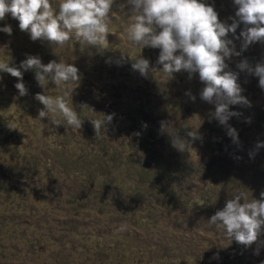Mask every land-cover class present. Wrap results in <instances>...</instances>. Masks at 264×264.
Wrapping results in <instances>:
<instances>
[{
  "label": "rangeland",
  "instance_id": "obj_1",
  "mask_svg": "<svg viewBox=\"0 0 264 264\" xmlns=\"http://www.w3.org/2000/svg\"><path fill=\"white\" fill-rule=\"evenodd\" d=\"M59 2L52 0L57 11ZM205 2L214 4L222 21L235 15L233 0ZM120 3L124 0H117ZM131 23V16L114 7L108 27L115 34L109 33L108 41L99 50L81 46L75 40L64 46L32 41L10 14L0 21V27L10 25L13 30L10 36L0 32V62L19 67L27 55H36L44 64L52 60L74 64L81 79L78 85L66 84L64 89H74L71 98L66 100L70 107H78L75 110L79 116L80 105L90 102L96 111L91 118L99 119L107 113L122 116L125 119L122 123L134 130L150 123L153 128L150 137L157 143V150L136 153L134 160L119 143L82 142L89 128L83 119L81 129H73L81 145L58 140L59 145L51 149L40 138L36 143H28L33 151L51 159L49 170L41 174H21L7 167L6 154L0 153V264H142L144 257L185 256L189 251L203 250L217 263L261 264L264 261V247L256 256L253 254L256 244L245 249L235 241L230 243L208 223L234 194L244 192L251 200L259 199L260 192L264 191V148L254 158L249 156L261 140L258 133L264 125V90L259 87L258 77L246 72L239 74V83L244 88L242 94L252 106H230L232 111L242 114L240 122L232 126L238 131L240 145L233 144L218 121L209 122V113L215 106L200 98L204 85L198 73L191 80L184 71L169 79L157 63L159 49H141L128 40L127 29ZM242 27L237 29V36ZM228 38L234 40L239 51L242 40H236L231 33ZM122 53L129 59L118 65L116 61ZM138 55L150 61L153 72L147 78L132 70L130 58ZM245 58L253 65L264 61V44L255 43L241 56L226 62L231 70L239 72L236 64ZM23 81L28 94L19 96L14 86L17 78L0 72V112L5 118L23 113L21 128L33 130L37 137L45 133L58 138L56 129L59 128L52 126L47 117L38 118L44 106L34 97L37 93L56 97L63 95L62 89L51 82L41 88L33 70L23 72ZM186 92H191L196 100L193 102ZM110 96L115 98L112 103L108 102ZM255 116L259 124L252 123ZM248 118L251 123L246 122ZM162 121L170 122L181 137L189 140L187 132L200 125L202 139L191 143L187 149L190 155L173 147L169 135L160 132ZM64 128L63 125L61 129ZM140 161H147L148 170L140 168ZM8 163L15 164L12 160ZM188 170L192 176L186 173ZM153 176L162 184L161 190L152 184ZM31 186L34 189L28 195ZM201 192L210 199L204 211L184 204L185 199L196 198ZM39 197L48 203V208L39 204ZM136 217L148 219L150 225L135 221ZM122 225L126 230L118 231ZM41 230L58 235L50 241H36ZM101 237L112 240L103 238L105 243L100 244L96 240ZM260 239L264 240V235ZM69 242L83 249L79 253L68 252L64 246ZM125 242L131 243L136 252L126 249L115 252L111 248ZM154 245L158 247L157 253L151 257L146 250ZM141 248L146 253L143 256ZM217 254L218 259H214Z\"/></svg>",
  "mask_w": 264,
  "mask_h": 264
},
{
  "label": "clouds",
  "instance_id": "obj_2",
  "mask_svg": "<svg viewBox=\"0 0 264 264\" xmlns=\"http://www.w3.org/2000/svg\"><path fill=\"white\" fill-rule=\"evenodd\" d=\"M233 3L235 15L222 21L214 4L206 3L205 0H124L120 4H117V0H60L58 11L53 7L52 0H0V21L10 14L19 22V29L27 32L32 41L41 40L52 46H64L70 40H75L81 46L100 50L108 41V34H115L110 32L108 24L114 7L119 8L133 18V23L127 29L128 40L141 49H159L157 63L162 65L169 79L175 73L184 71L191 80L198 73L204 85L199 93L200 98L215 106L214 111L209 113V122L212 119L218 121L233 144L240 145L238 131L229 124V120L242 114L232 111L230 106L252 105L242 94L244 88L239 83V74L246 72L258 77L259 87L264 90V61L253 65L247 58L242 59L236 64L239 72L231 70L226 61L241 56L255 43L264 44V0H233ZM241 25L243 27L237 36V29ZM12 31L10 25L0 27V32L9 36ZM230 33L236 40H242L239 51L234 40L228 38ZM127 59L129 57L122 53L116 63L119 65ZM130 59L132 70L141 76L147 78L153 72L148 59L140 55ZM107 62L111 63V60ZM29 70L35 72V80L41 88L51 82L63 91V95L56 97L41 93L35 95L34 98L44 106L39 110L38 118L42 120L47 117L52 126L64 125L80 130L83 118L66 100V97L71 98L74 89H64L66 84L78 85L81 79L79 69L61 60L44 64L36 55H27L19 67L0 62V72L17 78L18 82L14 86L19 96L28 94L23 72ZM186 95L193 102L196 100L191 92H186ZM113 117L114 114H102L99 119L88 117L96 136L107 128ZM246 122L251 123V119L248 118ZM7 126L10 130L17 129L13 124ZM199 126L191 127L187 132L190 140L181 137L178 130L167 121L161 122L160 132L167 133L172 146L183 152L191 148L192 142L202 139ZM260 148H264V142H257L249 156L254 158ZM208 223L214 225L230 243L235 241L245 249L256 244L253 254L259 256L261 247H264V240L260 239L264 235V191L260 192L259 199L251 200L244 192L234 194L221 210L210 217ZM125 230L124 225L118 229L121 232ZM213 258L218 259V254Z\"/></svg>",
  "mask_w": 264,
  "mask_h": 264
},
{
  "label": "trees",
  "instance_id": "obj_3",
  "mask_svg": "<svg viewBox=\"0 0 264 264\" xmlns=\"http://www.w3.org/2000/svg\"><path fill=\"white\" fill-rule=\"evenodd\" d=\"M113 101H115V98L110 96L108 98V102L112 103ZM83 104L84 103L80 105L81 107L80 109H82L81 111L82 113L80 114V117L86 120V122L89 125V128H87L85 133L86 134L85 141L82 142L86 143L89 140H91L94 141L95 143H101L105 145H110V144L113 145L115 143H119L122 146V149L125 151L126 155L130 156V158H133L134 160L137 159L136 153L144 154L147 151L150 152L152 150L154 151L157 150V143L155 142V140H153L150 137L151 134L150 132L151 130L153 131V128H151L150 123L146 124L147 127H142L137 130L129 129L125 126L124 122L122 123V121H125L124 117L118 115L114 116L112 122L107 125V128L105 130H102L101 133L98 136H96L94 127L90 119L88 118L96 114V111H94V109L90 106V102H86V104L84 105ZM104 104L107 105V102L105 101ZM77 108L78 107L75 105L76 110ZM22 114L23 113L20 114L21 116L12 114L10 115L9 118H5L4 113L0 112V153L6 154L7 158L5 159L4 162L8 164L7 167L13 170H17L21 174L22 172L26 173V175H30V174L33 175L38 173L41 174L43 173V171H48L51 165V161H50L51 159H46L41 152L38 151L35 152L28 146L29 142L36 143V141L38 140L37 138L43 140L44 143L51 149H55V147L59 145L57 143L58 140L59 141L61 140L63 142L69 141V143L71 144L81 145L79 139L75 137V131L69 128L61 129L63 125L58 127L56 126V128H59L56 129L57 130L56 133L60 137V138L58 137L59 139L57 138V136L53 134H45V133H41L42 136L37 137L33 130L28 132L25 127L21 128L22 126L21 123L24 121ZM240 120H241L240 116L233 117L229 120V124L231 126L237 125L240 122ZM258 120L259 118L255 116L254 119H252V123L256 122L257 124H259ZM7 124H13L17 129L10 130ZM136 133H140V135H136ZM258 134H259L258 136H260L261 139L260 142H264V125L260 127V131ZM17 140H21V142L17 143ZM187 153L188 154L186 155H190L189 150L187 151ZM11 160L15 162V164L9 165L8 162H10ZM141 162L142 161H140V163ZM146 162L147 161L142 162L140 164V168L144 170H148L147 169L148 163ZM236 166L239 167L240 164L237 163ZM33 168H36L34 172L32 171ZM207 168H208L207 166H203V169L205 171L208 170ZM209 170L214 172L213 169H209ZM186 173L191 176L193 174L189 170ZM215 175L217 176V174ZM152 178H153V180L151 181L152 184L155 185V188L161 190L162 189L160 187L161 183H159L154 176ZM30 189L31 190L29 191L28 195L32 194V190L34 189V186H31ZM27 197L29 198V196ZM209 200H210L209 196L206 193L201 192L199 195H197L196 198L185 199L184 204L190 208L193 205L196 208L200 209L201 211L202 210L204 211L205 207H207V205L209 204ZM38 202L42 207H45V209L48 208L47 207L48 203L43 201L41 197L38 198ZM125 215L129 216L130 214L126 213ZM134 220L140 222L143 225H147V226L150 225L148 219H144V218L141 219L140 217H136ZM54 235H58V233L49 230H45V231L41 230V232L38 233L37 235L36 241H48V240L50 241L52 240ZM103 238L107 239L106 241L112 240V239L108 240L107 237H103ZM103 238L102 237L98 238V240L96 241L100 242V244L105 243L104 242L105 240ZM125 243L126 244L123 245L122 244L114 245L111 248L115 252H123L121 251L122 249L123 250L126 249L127 251H131V252H136L135 250L136 248L133 247L131 243L130 244L129 242H125ZM157 248L158 247L154 245L148 248L146 250V253H148L149 256H151L152 254L157 253L156 252ZM64 249L68 252L71 251L72 253H76V252L79 253L83 248L75 245L72 242H69L67 245L64 246ZM140 253L141 256H143V254H146L142 248L140 250ZM142 261H143L142 264H225L223 262L222 263L215 262V260H212L211 258H209L208 255L205 254L204 250L203 252L189 251L186 253L185 256L170 257L166 254L164 255L162 254L153 257L152 259L148 257L147 258L144 257Z\"/></svg>",
  "mask_w": 264,
  "mask_h": 264
}]
</instances>
